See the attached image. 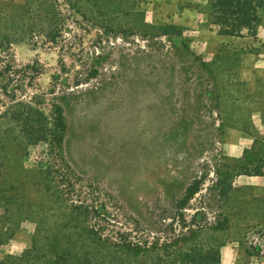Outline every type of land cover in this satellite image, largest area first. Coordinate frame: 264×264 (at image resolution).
Masks as SVG:
<instances>
[{
  "label": "rangeland",
  "instance_id": "1",
  "mask_svg": "<svg viewBox=\"0 0 264 264\" xmlns=\"http://www.w3.org/2000/svg\"><path fill=\"white\" fill-rule=\"evenodd\" d=\"M218 34L206 0H0V264L119 262L90 242L80 197L104 200L116 226L125 212L148 232L201 250L233 241L238 264L264 262V225L246 233L253 222L220 215L231 175L253 167L225 158L219 107L238 84L227 69L250 65L252 47ZM13 94L48 121L51 102L63 107L61 155L17 130Z\"/></svg>",
  "mask_w": 264,
  "mask_h": 264
},
{
  "label": "trees",
  "instance_id": "2",
  "mask_svg": "<svg viewBox=\"0 0 264 264\" xmlns=\"http://www.w3.org/2000/svg\"><path fill=\"white\" fill-rule=\"evenodd\" d=\"M209 3L212 22L218 26V33L232 37H242L243 31L255 36L256 28L261 23V11L264 10V0H206ZM4 69V68H3ZM1 72V71H0ZM11 103L15 112L9 113L10 119L16 124L19 132L23 133L31 143L41 139L51 140L61 155L63 137L66 130L64 109L57 102H51L49 121L42 115L30 99H23L12 95ZM8 108V107H7ZM7 108L0 111L1 118L8 114ZM28 111L36 112L41 118L32 121ZM47 125H50L47 127ZM15 129V128H14ZM59 155L66 170L69 166ZM50 168L54 177L60 183L69 185V174L61 175L58 170ZM67 171V172H68ZM254 173L260 174V169H254ZM56 174V175H55ZM201 179V178H200ZM71 186V185H70ZM92 189V185H89ZM200 180L194 179L185 189L182 197L176 200V207L185 208L190 199L198 192ZM108 197L112 198L110 194ZM98 201V202H97ZM93 200L80 197L73 206L82 215L85 221V230L97 244H101L108 250L118 251L119 262L116 264H219V248L208 247L201 250L196 246H188V238L185 234L159 235L142 229V224L134 216L126 214L121 226L114 224L118 215L111 212L104 200ZM194 216L191 221L194 223ZM192 232V230H191ZM98 258L84 257V264H102ZM117 259V261H118ZM115 264V263H114Z\"/></svg>",
  "mask_w": 264,
  "mask_h": 264
},
{
  "label": "crops",
  "instance_id": "3",
  "mask_svg": "<svg viewBox=\"0 0 264 264\" xmlns=\"http://www.w3.org/2000/svg\"><path fill=\"white\" fill-rule=\"evenodd\" d=\"M261 17L255 36L244 30L243 36L237 37L251 39L252 51L242 52L250 56V65L227 69L226 74L233 77L230 81L238 84L234 90L229 88L228 97L221 99L219 104L225 158L244 160L253 166L251 171H238L231 175L227 192L221 194L220 215L253 222L252 226L240 223L246 228V233H254V227L264 225V10ZM256 168L260 169V174L254 173ZM231 192L236 194L230 195ZM259 234H264V229ZM237 250L233 241L222 244L219 247V264H238ZM256 264L264 262L257 260Z\"/></svg>",
  "mask_w": 264,
  "mask_h": 264
}]
</instances>
